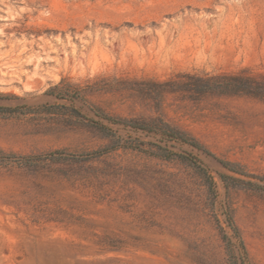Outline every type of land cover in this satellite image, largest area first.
Returning <instances> with one entry per match:
<instances>
[{"label": "rangeland", "instance_id": "1", "mask_svg": "<svg viewBox=\"0 0 264 264\" xmlns=\"http://www.w3.org/2000/svg\"><path fill=\"white\" fill-rule=\"evenodd\" d=\"M244 70L264 0H0V264H264Z\"/></svg>", "mask_w": 264, "mask_h": 264}, {"label": "trees", "instance_id": "2", "mask_svg": "<svg viewBox=\"0 0 264 264\" xmlns=\"http://www.w3.org/2000/svg\"><path fill=\"white\" fill-rule=\"evenodd\" d=\"M189 88L190 90H194L198 93L218 92L226 95H247L264 100V74L254 75L249 74L244 70L237 74L195 77L193 78V83H191ZM2 112L6 111L3 110ZM29 159L30 158H28L27 160ZM229 225L238 238L244 254H246V248L240 235L239 229L231 217H229Z\"/></svg>", "mask_w": 264, "mask_h": 264}]
</instances>
